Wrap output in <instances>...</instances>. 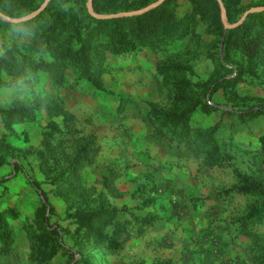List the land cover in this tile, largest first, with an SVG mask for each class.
<instances>
[{
  "label": "rangeland",
  "instance_id": "rangeland-1",
  "mask_svg": "<svg viewBox=\"0 0 264 264\" xmlns=\"http://www.w3.org/2000/svg\"><path fill=\"white\" fill-rule=\"evenodd\" d=\"M9 1L0 0V4ZM33 1L38 8L45 2ZM177 1L181 15L191 12L189 0ZM242 2L244 13L264 7V0ZM70 6V1L60 0L58 8ZM4 22L17 24L0 17V56L9 43L20 37L31 38L19 35ZM196 32L199 35L193 29L187 37L157 47L139 46L122 54L107 51L99 87L84 80L76 83L71 74L58 86L41 70L30 72L18 84L0 87V208L17 211L15 219L6 218L11 253H0V264H41L35 261L31 234L44 202L53 209L50 223L63 229L65 244L76 250L75 242L80 238L74 234L70 214L79 204L74 197L68 201L58 194L61 185H54L52 179L72 157L75 137L82 136L91 137L99 148L92 166L81 170L82 182L100 191L98 181L109 173V167L117 168L122 174L116 182L120 195L107 198L120 210L119 220H130L134 215L157 220L144 235L127 243L120 254L90 248L100 264H147L136 258L147 253L153 258L169 254L190 264L214 260L263 263L264 214L260 219L249 216L253 210L264 208V198L245 188L256 186L264 191V85L254 80L240 83L235 92L248 101L227 99L220 90L208 99L215 110H197L192 116L191 137L203 148L208 146L198 133L218 128L221 165H207L202 151L160 133L148 117L153 108L167 112L175 107L179 82H186L201 94L213 87L215 79L235 76V72L226 75L220 65L224 62V37L219 39L205 28ZM33 56L47 59L41 54ZM3 79L8 77L3 74ZM33 92L59 98L74 117L68 125L62 118L56 119L61 132L54 137L49 136L51 119L40 110L35 111V119L20 118L5 126L2 110L21 101L31 103ZM151 199L154 203L146 206L144 202ZM249 230L253 234L248 236ZM155 262L152 264H173L171 259ZM50 264L73 263L59 254Z\"/></svg>",
  "mask_w": 264,
  "mask_h": 264
},
{
  "label": "trees",
  "instance_id": "trees-1",
  "mask_svg": "<svg viewBox=\"0 0 264 264\" xmlns=\"http://www.w3.org/2000/svg\"><path fill=\"white\" fill-rule=\"evenodd\" d=\"M67 1L71 3L68 9H59L60 0H52L43 13L30 21L17 24L4 22L19 31V35L25 34L31 38L26 40L20 37L15 43H9L0 56V87L18 84L36 70L49 73L52 82L58 86H62L66 77L71 74L76 83L84 80L99 87L105 72L103 61L107 51L122 54L134 51L139 46L157 47L162 43L185 38L193 29L199 35L196 29L199 31L200 28H205L219 39L224 37V62L220 61V65L227 72L226 75L235 72V76L222 81L220 78L215 79L213 87L206 88L201 94L186 82H179L175 107L167 112L153 108L148 117L160 133L170 134L172 138L189 143L195 151H202L207 165H221L216 140L218 128L198 133L208 146L203 148L198 139L191 137L189 122L197 110L209 113L216 109L208 99L220 90L224 96L227 95V99L235 100L241 99L235 92L240 83L254 80L264 85V12L251 14L243 25L225 33L217 0H189L192 9L184 15L179 12L177 0H166L145 14L113 19H96L91 16L86 8L87 0ZM156 1L93 0V6L98 14H116L139 10ZM222 1L229 22L236 23L245 11L242 0ZM37 8L33 0H10L9 3L0 4V9L10 17H20ZM33 54L47 56V59L36 60ZM3 74L8 79L4 80ZM241 100L248 101L249 98ZM36 110L44 112L51 119L50 137L61 132L56 119L62 118L65 125L74 119L59 98L33 92L31 103L21 101L13 108L2 110L5 126L9 127L20 118L35 119ZM254 113L258 114L259 111ZM74 148L69 162L52 182L54 185H61L57 189L58 194L68 201L74 197L79 204L70 216L75 225L74 234L79 236L80 242H75L76 250L65 244V233L60 226L50 223L53 209L44 202L37 211V226L31 234L35 261L41 264H50L59 254L67 257L73 264H100L98 258L90 253V248L110 255L120 254L127 243L144 235L157 222L152 216L135 215L130 220L120 221V210L107 197H119L116 182L122 176L121 172L115 167H109V173L98 181L100 191L91 185L87 186L81 180V170L92 166L99 148L91 137L84 136L75 137ZM245 190L264 198V191L256 186ZM154 201L151 199L144 204L151 206ZM47 209L50 210L49 216ZM263 214L264 208L253 210L249 218L260 219ZM16 217L15 208H0V253H11L12 238L6 229V218ZM252 234L251 230L247 232L248 236Z\"/></svg>",
  "mask_w": 264,
  "mask_h": 264
},
{
  "label": "water",
  "instance_id": "water-1",
  "mask_svg": "<svg viewBox=\"0 0 264 264\" xmlns=\"http://www.w3.org/2000/svg\"><path fill=\"white\" fill-rule=\"evenodd\" d=\"M166 0H157L156 2L150 4L149 6L139 9V10H132V11H126V12H121V13H117V14H98L94 11V7H93V0H88L87 2V8L89 13L96 19H113V18H121V17H135V16H139L142 14H145L153 9H155L156 7L160 6L161 4H163ZM51 2V0H45V2L42 4V6L40 8H38L37 10L31 12L30 14L20 17V18H11L9 16H6L5 14H3L0 11V17L6 21L12 22V23H23V22H27L30 21L34 18H36L37 16H39L41 13L44 12V10L48 7L49 3ZM220 9H221V18H222V23L224 25V28L226 30V32L228 30L231 29H235L238 28L239 26L243 25L244 22L246 21V19L254 13H261L264 12V7H256V8H251L249 10H247L242 17L240 18V20L234 24H231L228 21V17H227V11L226 8L224 6V3L222 0H217Z\"/></svg>",
  "mask_w": 264,
  "mask_h": 264
},
{
  "label": "crops",
  "instance_id": "crops-1",
  "mask_svg": "<svg viewBox=\"0 0 264 264\" xmlns=\"http://www.w3.org/2000/svg\"><path fill=\"white\" fill-rule=\"evenodd\" d=\"M140 253H142V252H140ZM136 258L138 260L139 259L146 260L147 264H152V263H154V261H156V262H159V261L160 262L169 261L170 259L172 260L173 264H190V262H188L187 259L186 260H183V261H179V258L176 259L172 255L164 254V253L159 254L158 256H155L154 258L153 257H150L149 253H147V254H141V255H136ZM200 263L201 262H199L198 264H200ZM201 264H231V262L228 261V260H224L223 262L214 260V262L213 261H208L206 263L203 262Z\"/></svg>",
  "mask_w": 264,
  "mask_h": 264
}]
</instances>
